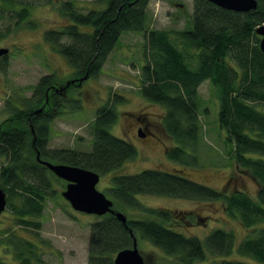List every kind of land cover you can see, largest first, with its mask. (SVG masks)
<instances>
[{
	"label": "trees",
	"instance_id": "obj_1",
	"mask_svg": "<svg viewBox=\"0 0 264 264\" xmlns=\"http://www.w3.org/2000/svg\"><path fill=\"white\" fill-rule=\"evenodd\" d=\"M92 1L101 7L82 11L76 1L61 0L59 10L70 23L44 32V40L73 68V83L64 88L96 77L123 33H142L145 44L139 92L164 107L163 127L179 144L167 147L166 156L184 168L196 165V156L186 150L188 147L194 150L200 138L198 88L208 80L219 101L218 125L226 131L225 139L232 145L237 167L255 179L257 199L243 191L216 190L198 183L182 168L173 171L151 168L130 175H114L105 189L109 198L147 217L127 219L124 225L110 213L98 216L89 224L87 264H113L116 252L132 244L130 229L164 254L175 256L178 264H200L208 254L232 253L231 231L215 228L203 239L184 235L177 228L204 225V218L186 211L144 206L137 194L221 201L229 216L250 229L237 245V253L264 264V226L259 225L264 220V159L248 156L255 153L264 157V109L261 108L264 107V52L255 32L264 23V0H257V7L248 12L226 10L207 0H192L189 27L172 32L148 27L150 0ZM4 19L10 22L0 27V39L20 27H37L30 19L27 0H0V22ZM80 26L89 29L82 31ZM5 60L6 55L2 61ZM56 82L54 73L41 76L31 95L24 99V107H12L10 117L0 124V157L5 159L0 166V187L6 193V207L13 213L16 225L37 228L38 223L27 217L41 215L46 197L54 193L48 169L36 160L37 152L40 159L86 168L100 176L136 155L133 144L108 130L117 117L114 105L124 99L116 94L95 111L88 151L49 148L54 116L65 103L70 105L73 101L60 93L65 89L58 90ZM39 108L41 111L35 113ZM11 242L16 246V264H29L32 259L41 261L32 241L13 235L8 240ZM216 260L207 264H251ZM0 264L15 263L0 259Z\"/></svg>",
	"mask_w": 264,
	"mask_h": 264
},
{
	"label": "rangeland",
	"instance_id": "obj_2",
	"mask_svg": "<svg viewBox=\"0 0 264 264\" xmlns=\"http://www.w3.org/2000/svg\"><path fill=\"white\" fill-rule=\"evenodd\" d=\"M60 1L27 0L30 19L36 22L37 27L35 29L20 27L0 39V48L9 50L6 60L0 61V124L10 117L12 107H24V99L31 95L33 85L41 76L54 73L58 90L63 89L69 82L73 83L71 81L73 68L65 57L53 50L44 40L46 30L61 28L70 23L59 10ZM73 1H76L82 11L101 7L92 0ZM192 11V0H150L147 6V24L149 28L171 32L183 30L190 25ZM9 22L10 20L4 19L0 22V27ZM79 28L82 31L89 29L85 26ZM144 44L145 38L142 33L133 31L123 33L96 77L86 78L60 92L73 101L70 105L65 103L54 116L48 147L88 151L92 143L90 124L95 111L106 103L109 96L116 94L124 99L114 105L117 117L108 130L112 135L133 144L136 155L108 174L100 176L96 188L108 198L110 196L105 189L110 186L111 177L114 175H130L151 168L163 171L182 168L189 178L198 183L216 190L225 188L228 192L243 191L257 199L255 179L248 171L237 167L232 158V145L225 139L226 131L218 125L219 101L215 89L208 80L203 81L198 88L200 138L194 150L190 147L186 150L187 153L196 156V165L184 168L166 156L167 147L179 144L163 127L164 107L149 101L139 92ZM140 126L146 134L145 137L140 136L142 134L138 130ZM248 156L264 159L255 153ZM4 161L5 159L0 157V166ZM49 161L55 162L52 159ZM47 175L51 179L54 193L46 197L41 215L27 217L38 223L37 228L16 225L15 217L7 207L0 213V259L18 263L14 256L16 246L12 242L8 243L9 238L18 235L36 245L41 261L32 259L29 264H87L89 224L96 221L98 216L74 210L61 194L65 190L66 181L58 178L50 170H47ZM136 198L147 207L181 210L204 218L206 222L204 225L177 228L184 235H195L203 239L215 228H223L233 233L234 249L230 255L208 254L206 261L200 264H207L213 259L262 264L237 253V245L250 229L242 226L238 219L229 216L221 201L176 199L147 194H137ZM113 208L121 211L127 219L147 217L141 211L116 202H113ZM259 225L264 226V220ZM135 236L138 250L145 258V264H178L175 256L164 254L136 233Z\"/></svg>",
	"mask_w": 264,
	"mask_h": 264
},
{
	"label": "water",
	"instance_id": "obj_3",
	"mask_svg": "<svg viewBox=\"0 0 264 264\" xmlns=\"http://www.w3.org/2000/svg\"><path fill=\"white\" fill-rule=\"evenodd\" d=\"M223 9L235 12H248L257 7V0H207ZM259 36V47L264 52V23L256 30ZM8 48H0V57L8 53ZM73 82V80H71ZM41 108L35 111L40 112ZM144 137V134H140ZM36 160L58 178L65 180V190L62 196L69 202L70 206L78 211L96 216L110 213L122 224L127 225L126 216L119 210L113 208V201L103 192L96 188L100 175L86 168L72 166L65 163H53L40 159L39 152L36 153ZM6 208V193L0 187V213ZM132 244L129 247L116 252L113 264H145L143 256L137 247V238L130 229Z\"/></svg>",
	"mask_w": 264,
	"mask_h": 264
},
{
	"label": "flooded vegetation",
	"instance_id": "obj_4",
	"mask_svg": "<svg viewBox=\"0 0 264 264\" xmlns=\"http://www.w3.org/2000/svg\"><path fill=\"white\" fill-rule=\"evenodd\" d=\"M2 59H3V56L0 57V61H2ZM145 129H146V127H145ZM138 130H139L140 132H142V133L144 134V137H145L146 134L142 131V127H141V126L138 127Z\"/></svg>",
	"mask_w": 264,
	"mask_h": 264
}]
</instances>
